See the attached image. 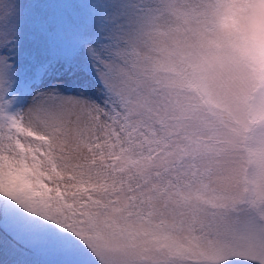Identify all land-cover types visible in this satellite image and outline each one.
Returning <instances> with one entry per match:
<instances>
[{"label": "snow or ice", "instance_id": "1", "mask_svg": "<svg viewBox=\"0 0 264 264\" xmlns=\"http://www.w3.org/2000/svg\"><path fill=\"white\" fill-rule=\"evenodd\" d=\"M264 0H0V264H264Z\"/></svg>", "mask_w": 264, "mask_h": 264}, {"label": "clouds", "instance_id": "2", "mask_svg": "<svg viewBox=\"0 0 264 264\" xmlns=\"http://www.w3.org/2000/svg\"><path fill=\"white\" fill-rule=\"evenodd\" d=\"M261 48H262V50H264V43L261 44Z\"/></svg>", "mask_w": 264, "mask_h": 264}]
</instances>
